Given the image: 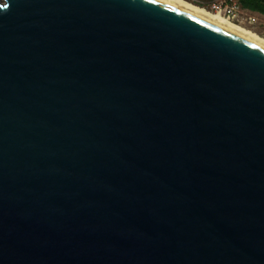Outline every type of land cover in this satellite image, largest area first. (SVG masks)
Masks as SVG:
<instances>
[{"label": "water", "instance_id": "1", "mask_svg": "<svg viewBox=\"0 0 264 264\" xmlns=\"http://www.w3.org/2000/svg\"><path fill=\"white\" fill-rule=\"evenodd\" d=\"M0 5V264H264V47L163 0Z\"/></svg>", "mask_w": 264, "mask_h": 264}, {"label": "bare ground", "instance_id": "2", "mask_svg": "<svg viewBox=\"0 0 264 264\" xmlns=\"http://www.w3.org/2000/svg\"><path fill=\"white\" fill-rule=\"evenodd\" d=\"M175 6H178L192 14L198 15L200 17L206 18L209 21L218 24L222 27H225L255 43L264 47V37L259 36L257 33L252 32L251 30L244 28L234 22L230 21V19L222 16L217 12H211L204 8L203 6L197 5L188 0H163Z\"/></svg>", "mask_w": 264, "mask_h": 264}, {"label": "built area", "instance_id": "3", "mask_svg": "<svg viewBox=\"0 0 264 264\" xmlns=\"http://www.w3.org/2000/svg\"><path fill=\"white\" fill-rule=\"evenodd\" d=\"M208 9L232 21H247L249 23L256 21V16L252 13L253 11L243 7L240 0H213Z\"/></svg>", "mask_w": 264, "mask_h": 264}, {"label": "rangeland", "instance_id": "4", "mask_svg": "<svg viewBox=\"0 0 264 264\" xmlns=\"http://www.w3.org/2000/svg\"><path fill=\"white\" fill-rule=\"evenodd\" d=\"M188 1H191L197 5L203 6L204 8L209 10L208 7L213 0H188ZM252 13L256 16V21H254L253 23H249L247 21H242V22H237V21H232V20L230 21L244 28H247L251 30L252 32L257 33L261 37H264V14L259 13L257 11H253Z\"/></svg>", "mask_w": 264, "mask_h": 264}, {"label": "trees", "instance_id": "5", "mask_svg": "<svg viewBox=\"0 0 264 264\" xmlns=\"http://www.w3.org/2000/svg\"><path fill=\"white\" fill-rule=\"evenodd\" d=\"M243 7L264 14V0H240Z\"/></svg>", "mask_w": 264, "mask_h": 264}, {"label": "snow or ice", "instance_id": "6", "mask_svg": "<svg viewBox=\"0 0 264 264\" xmlns=\"http://www.w3.org/2000/svg\"><path fill=\"white\" fill-rule=\"evenodd\" d=\"M4 5H0V7H3Z\"/></svg>", "mask_w": 264, "mask_h": 264}]
</instances>
